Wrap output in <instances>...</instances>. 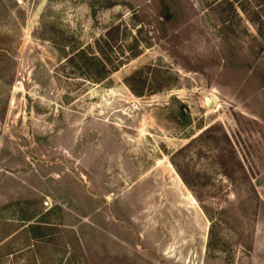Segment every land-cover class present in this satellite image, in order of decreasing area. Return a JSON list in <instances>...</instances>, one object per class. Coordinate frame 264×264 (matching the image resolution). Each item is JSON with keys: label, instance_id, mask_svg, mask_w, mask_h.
I'll return each mask as SVG.
<instances>
[{"label": "rangeland", "instance_id": "1", "mask_svg": "<svg viewBox=\"0 0 264 264\" xmlns=\"http://www.w3.org/2000/svg\"><path fill=\"white\" fill-rule=\"evenodd\" d=\"M0 264H264V0H0Z\"/></svg>", "mask_w": 264, "mask_h": 264}, {"label": "water", "instance_id": "2", "mask_svg": "<svg viewBox=\"0 0 264 264\" xmlns=\"http://www.w3.org/2000/svg\"><path fill=\"white\" fill-rule=\"evenodd\" d=\"M204 101H205V104L208 108H210L212 106V100L209 96H205Z\"/></svg>", "mask_w": 264, "mask_h": 264}, {"label": "bare ground", "instance_id": "3", "mask_svg": "<svg viewBox=\"0 0 264 264\" xmlns=\"http://www.w3.org/2000/svg\"><path fill=\"white\" fill-rule=\"evenodd\" d=\"M212 100V99H211Z\"/></svg>", "mask_w": 264, "mask_h": 264}]
</instances>
